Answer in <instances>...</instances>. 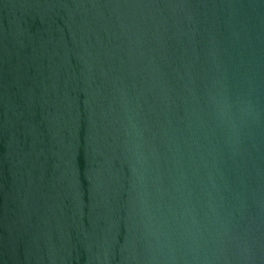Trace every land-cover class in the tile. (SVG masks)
<instances>
[{"label":"water","instance_id":"water-1","mask_svg":"<svg viewBox=\"0 0 264 264\" xmlns=\"http://www.w3.org/2000/svg\"><path fill=\"white\" fill-rule=\"evenodd\" d=\"M0 264H264V0H0Z\"/></svg>","mask_w":264,"mask_h":264}]
</instances>
